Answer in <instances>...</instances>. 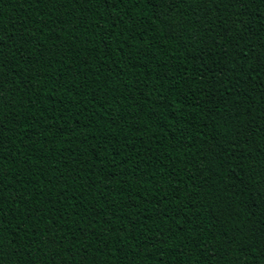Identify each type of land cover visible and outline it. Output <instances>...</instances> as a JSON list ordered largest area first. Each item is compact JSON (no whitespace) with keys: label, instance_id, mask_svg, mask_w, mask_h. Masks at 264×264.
I'll return each mask as SVG.
<instances>
[{"label":"trees","instance_id":"trees-1","mask_svg":"<svg viewBox=\"0 0 264 264\" xmlns=\"http://www.w3.org/2000/svg\"><path fill=\"white\" fill-rule=\"evenodd\" d=\"M0 264H264V0H0Z\"/></svg>","mask_w":264,"mask_h":264},{"label":"snow or ice","instance_id":"snow-or-ice-1","mask_svg":"<svg viewBox=\"0 0 264 264\" xmlns=\"http://www.w3.org/2000/svg\"><path fill=\"white\" fill-rule=\"evenodd\" d=\"M157 4L162 8L170 9L174 6V0H157Z\"/></svg>","mask_w":264,"mask_h":264},{"label":"rangeland","instance_id":"rangeland-1","mask_svg":"<svg viewBox=\"0 0 264 264\" xmlns=\"http://www.w3.org/2000/svg\"><path fill=\"white\" fill-rule=\"evenodd\" d=\"M171 167V166H170Z\"/></svg>","mask_w":264,"mask_h":264}]
</instances>
